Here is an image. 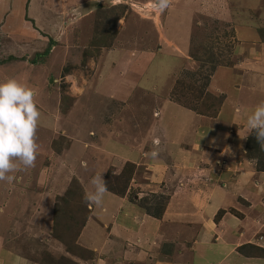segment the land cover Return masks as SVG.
<instances>
[{
    "label": "rangeland",
    "instance_id": "obj_1",
    "mask_svg": "<svg viewBox=\"0 0 264 264\" xmlns=\"http://www.w3.org/2000/svg\"><path fill=\"white\" fill-rule=\"evenodd\" d=\"M70 1L79 3L73 6L68 36L63 25L52 30L55 36L41 29L48 41L35 54L21 48L12 52L0 40V60L6 61L0 64V83L15 79L33 89L41 113L35 166H21L23 170L11 173L15 176L11 184L0 181V264H160V255L169 256L165 250L172 253L179 248H185V257L191 253L195 264H205L201 256L206 260L209 251L211 258L220 257L218 264H264L262 198L257 211L250 202L253 210L250 206L244 215L255 227L234 242L231 255L215 246L212 238L199 251L201 256L195 253L193 258L186 251L194 241L186 239L188 229L176 231L175 226L163 224L167 230L161 234L156 224L150 230L146 226L151 217L171 223L167 216L173 212L168 209L171 204L191 206L195 216L191 223H195L207 202L215 201L222 180L210 173L208 164V169L206 163L201 166L203 150L215 152V171L223 165L216 154L225 151L246 160L255 171L264 170V150L246 124L264 102V40L258 28H254L257 40L253 41L263 50L260 58L256 56L263 68L253 71L258 78L246 76L244 58L249 57L237 51L239 43L248 40L242 27L257 23L264 27L260 21L264 20V0L256 4L252 0H171L164 12L156 9V0H90L87 6H81L80 0ZM24 2L18 0L16 9L22 13L23 6L25 20L29 14L37 20V28L49 24L51 18L40 20L43 14L38 4L34 6L31 0L27 8ZM80 8L91 11L90 17L77 22L84 15ZM4 22L9 24V19ZM2 28L0 35L8 36ZM102 32L110 34L106 42L113 40V44L96 53L90 41ZM217 69L239 71L244 79L234 103L240 110L227 126L212 127L218 134L210 133L202 119L214 120L221 109L224 99L214 89L228 86L229 109L233 110L230 88L236 80L231 76L230 83L226 77L216 79L211 89ZM69 75L70 81L64 82ZM214 100L219 101L217 106L211 105ZM157 137L158 147L153 144ZM164 143L168 145L163 147ZM153 150L159 152L156 159L147 155ZM127 165H133L129 181V173L123 174ZM96 175H103L108 187L100 207L85 202L86 194L95 190L91 180ZM120 188H125L121 195ZM69 191L72 200L65 212L72 229L64 232L66 223L58 212L64 211L60 207ZM115 198L119 204L110 211ZM219 212L213 222L223 216ZM192 232L191 227V238ZM217 232L225 236L222 230ZM91 233L95 242L88 239ZM96 241L99 247L94 246Z\"/></svg>",
    "mask_w": 264,
    "mask_h": 264
},
{
    "label": "crops",
    "instance_id": "obj_2",
    "mask_svg": "<svg viewBox=\"0 0 264 264\" xmlns=\"http://www.w3.org/2000/svg\"><path fill=\"white\" fill-rule=\"evenodd\" d=\"M30 1L31 0H26V2H24V5H26L27 8H29ZM32 1L35 2V0H32ZM80 1H81V6H87V4L90 2V0H80ZM252 2L254 4L258 3L256 0H252ZM78 3H79V1L78 2H71L70 0H40L37 3L35 2L34 6L38 4V6L42 9L43 16H42V19H40V20H44V21L48 22V20H50V18L52 19L51 21H49V24H46L45 26L38 24L40 26V28H37V20H35L34 18L31 17L33 15L28 14L27 19L26 20L24 19L23 6H22V13L17 11L16 6L18 5V0H6L4 3V6L0 7V25L3 26L1 31L3 32V30L5 29L7 32H9V35L5 36V35L1 34L0 40L2 41L3 44L8 45L9 48L12 50V52L14 50L20 51V48H21L24 51H26V49H28V54L29 53L35 54V52H37L36 49H40L42 44L47 43V41H48V39H47L48 36L46 34H44L42 32V30H46V31L51 33L53 29H55L56 27L61 29V27L63 25L62 30H64L65 35L68 36V30L71 29L70 27L73 25L72 15L75 11L73 6L78 5ZM0 5H3V0H0ZM53 6H55L56 9L50 10V9H52L50 7H53ZM258 6H260V5H258ZM45 10L47 11L46 13H44ZM48 10H49V12H48ZM27 11H28V13L30 12L29 9ZM79 11L81 13H84V15L81 17V19L77 18L76 19L77 22H82L86 18L90 17L91 11H83L81 8L79 9ZM250 14L253 15V12ZM4 18L9 19V24L6 25L5 22L3 23ZM36 19H38V18H36ZM69 19L72 22L67 23V21ZM30 20L34 21L33 22L34 26L31 25ZM142 20H145V19H142ZM260 21L264 22L263 19H261ZM257 24L256 25L249 24V25H247L246 28L242 27V29H245V32L247 33L246 37L248 38V40L247 41L244 40L243 42H240L239 46L237 47V51L239 48L240 50H243L242 52L244 54L248 55V57H249V58H244V61L247 62V65H248V67H247V74L248 75H246V76H248V78L250 80L258 78L256 76H254L255 78L253 77V74H254L253 71L255 69L263 68V66H264L263 62L260 61L258 58H256V56H258L260 58L261 52H263V50L261 49L262 46L256 45V44L254 45L255 42H253V41L257 40V38H256L257 35L255 33V30H254V28L258 27ZM10 26L12 27V29H10ZM52 34H53V36H55V34L53 32H52ZM25 38H26V40H25ZM22 44H24V47H19ZM263 54H264V52L262 53V55ZM13 57H15V56H13ZM261 64L263 66H261ZM250 74H251V77L249 76ZM228 76H231L232 78H234V80H236L235 85L231 86V88H230L233 91V94L231 95V97L234 98L231 100L232 105H233L231 108L233 110L229 109V105L231 106V103L228 101L230 98L229 94H228V86H226L224 88H220V89H222L220 91H219V89L213 88V85H214L213 83L216 79H223L226 77L225 79L230 83L231 78H229ZM242 77H243L242 73L239 71H236V70L233 73H231L230 70H225V69H220V70L217 69L215 71V73L212 77V82L209 85V87L211 89L218 91L219 92L218 95L222 96L224 101L222 103L221 109L219 110V112L217 114V117L214 120H210L209 117H208V120L202 119V122L204 124H207L204 127H206V129H208L210 133H214V132L216 133L217 132V134H218L219 131H217L216 129H214L212 127H215V125H218V123L221 124L223 127L227 126L226 124H230L231 118H233V116L239 112V110H240L239 106H234V103L236 101V98L239 96V94H238L239 89H240L239 86H240V84L241 85L243 84L244 79ZM211 89H209L210 91L209 90H207V91L212 92ZM237 102H238V98H237ZM242 112H246V111H242ZM247 114H249V111ZM192 116H194V115H192ZM199 119L200 118L198 117V120ZM194 120L198 121L196 117L194 118ZM220 120H223V122H221ZM199 121H201V120H199ZM201 126L202 125H200L199 127H201ZM219 134H222V133H219ZM236 135L237 134H235V136ZM167 145L168 144L164 143L163 147H165ZM163 150L168 152V150H166V149H163ZM131 151H133V150H131ZM133 152H131V153H133ZM173 153H175V151ZM201 153H203V155L200 154V155H202L201 166H203V168H204V163H206L205 168L208 169V167H207V164H208V166L211 167L210 173L216 174L217 176H220V178L222 180L221 186L215 192L217 194L216 195L217 198L215 199V201L212 202L209 200L207 202L206 208H204L205 211H203V213H201L200 216H198L199 218L198 217L196 218L197 221L195 223H191V216L192 215H191V211L189 210L191 206H189V205L184 206L181 204H179V205L171 204L168 206L169 207L168 209L172 210L173 212L167 213V216L172 220L171 223H163L164 221H162V223H161L160 221L151 217V218L146 219V221H147V222L145 221L146 226H148V228L150 230L152 225L156 224V226L158 228V233L161 231V234H163L167 230L166 226H167V228H170L171 226H175L176 231L181 230L183 228L188 229V231L186 233L183 230L184 235H190V237L188 238V236H187L186 239L190 242H192L193 240L194 241L192 242V244H188L185 240H184V242H185V244H188V246H186V247H188V248H186L187 249L186 251L192 252L194 255L193 258L195 257L196 254L198 255V257L201 256L199 251H203V249H205L207 246L206 241H208V240L210 241L212 238H214L213 242L215 240H216V242H219V239L220 240L223 239L221 242H219V243L215 242L214 244L219 249H222V251L224 253L231 255L234 252L233 251V249L235 247L234 242L237 243V240H240L241 238H243V236L241 234L246 235L247 230L252 229V232H253V229L255 227L253 222L250 221L251 219L250 220L248 218L246 219L244 214H245V212H247V208H249L251 206L250 202L252 203V205L254 207V211H257L256 207L261 205V203H262L261 201H258V199L262 198L264 201V171H262V170L259 172L255 171L253 168V165L251 166L248 162H246V160L244 161V159H239V157H236V159H235L232 151L230 152L229 155L226 153V151L223 154H221V153H219V155L216 154L217 156H219L217 159H219L223 165H219V167H221V168H219V170L215 171V169H214L216 167L215 165H218L217 162H216V164H215V162H214V164H212L213 160L215 159V158H213L215 156V152L213 155H211L212 151L207 152V150L206 151L203 150ZM128 154L130 155V153H128ZM237 154H238V152H237ZM206 174H209V173H206ZM217 176H215V177L218 178ZM214 183H215V179L212 178V184H214ZM222 196H224V197H222ZM220 197H222V198H220ZM228 197H231L232 199H228ZM227 199L230 201L226 202V201H228ZM112 201L115 204V207H113V208L109 207L108 209L110 211L116 210L117 205L119 204V200H117L116 198L113 199ZM118 208H121V206L120 207L118 206ZM228 209H229V211H232V212H229ZM250 209L253 210L252 206ZM219 211H226V212L218 220V222H213L212 221L213 217ZM192 214L195 215L196 213H192ZM192 217L195 218V216H192ZM163 224L166 226H163ZM191 227L193 228V231H194V232H192V234L194 235L193 238H191ZM218 229L222 230V232L225 235L224 237L221 234H219L220 232L219 233L217 232ZM93 231H94V229H93ZM219 237H221V238H219ZM225 237L227 239H225ZM84 238L87 239V236H84ZM88 239L91 242H95L92 240H94L96 238H95V235H92V233H91V235H88ZM90 241H89V243H90ZM92 244H94V243H92ZM172 245L175 246V241ZM94 246L99 247V245L97 244V241H96ZM237 247H239V246H237ZM148 249L150 250L149 246H148ZM94 250H96V247L94 248ZM165 251H166V254L169 256H166L165 254H163L164 256L160 255L159 256L160 262H161L160 264H195L194 260H192V258H191V253L189 254V258L185 257V255H184L185 248L183 250L184 252L180 251V248L178 250L172 252V253H170L169 250H165ZM209 253H210V255H209ZM211 253H212L211 251H209L207 253L208 257H206L207 258L206 260H204L203 257L201 256L202 262H204L205 264H218L219 263L218 260L221 261L220 257H215V258L212 257L211 258V256H213V255H211ZM156 256H157V254H156ZM205 256H206V254H205Z\"/></svg>",
    "mask_w": 264,
    "mask_h": 264
},
{
    "label": "clouds",
    "instance_id": "obj_3",
    "mask_svg": "<svg viewBox=\"0 0 264 264\" xmlns=\"http://www.w3.org/2000/svg\"><path fill=\"white\" fill-rule=\"evenodd\" d=\"M171 0H156L155 7L164 12L170 6ZM71 76H65L68 83ZM75 93L76 89L69 88ZM36 93L15 79L0 83V181L11 184L15 176L11 175L19 170L35 166L39 145L36 142V132L41 113L35 102ZM247 128L255 133L257 143L264 150V102L258 104L247 117ZM159 146V138L153 140ZM152 159L159 156L156 150L148 153ZM23 166V169L21 168ZM94 192L85 196V202L97 207L102 206L108 192L107 182L103 175H96L91 180Z\"/></svg>",
    "mask_w": 264,
    "mask_h": 264
},
{
    "label": "trees",
    "instance_id": "obj_4",
    "mask_svg": "<svg viewBox=\"0 0 264 264\" xmlns=\"http://www.w3.org/2000/svg\"><path fill=\"white\" fill-rule=\"evenodd\" d=\"M30 22H32V20H30ZM33 24V23H32ZM97 26H99V24L97 23ZM258 28V36H262V38L261 39H263L264 40V27H257ZM117 32V31H116ZM106 35V36H105ZM95 36L96 37H94L95 38V40H91L90 41V43H91V49L92 50H96V53H98V48L99 49H104V48H106V47H109V46H111V44H113V40L111 41V43H108V42H106V40H107V38H108V36H110V34L108 33V32H102V34H95ZM108 43V44H107ZM88 52H90V56H91V51H86L84 54H88ZM90 56H87V57H90ZM9 60H11V59H9ZM6 61H1L0 60V64L1 63H5ZM11 62V61H10ZM207 96H209V94H207ZM208 101H209V98H207V100L204 102V106H207L208 105ZM219 104V101H217L216 102V100H214L213 101V103L211 104V105H213V106H217ZM203 111H205V109L203 110ZM125 167H126V165H125ZM131 167H133V165H127V168L126 169H124V171H123V174H127V173H129V175L128 176H126V179L129 181V179L131 178V176H132V173H133V171H132V169H131ZM262 171H264V170H262ZM119 189V188H118ZM121 190H118V194L119 195H121V194H123L124 193V190H125V188H120ZM114 193V192H113ZM115 194V193H114ZM65 197H67V198H65ZM65 197L63 198L64 199V205H62L61 207H60V209L62 210H64L63 212L62 211H59L58 212V215L59 216H61L62 217V219L64 220V222L66 223V225L64 226V232H68L69 230H70V228H71V226L68 224V222L70 221V218H67L66 219V215L67 214H69V213H66L65 212V210L66 209H70V207H68L69 206V204H70V201L72 200L71 198H72V196H71V194H70V191L68 192V193H66V195H65ZM71 199V200H70ZM57 214V213H56ZM221 214H224V212L223 211H221V212H219V214L218 215H221ZM59 226H60V224H59ZM58 226V227H59ZM72 229V228H71ZM253 248V247H252ZM254 250L253 251H263L262 249H259V248H253ZM161 252H163L164 253V251L162 250ZM65 264H67V263H65ZM68 264H74V263H68Z\"/></svg>",
    "mask_w": 264,
    "mask_h": 264
}]
</instances>
